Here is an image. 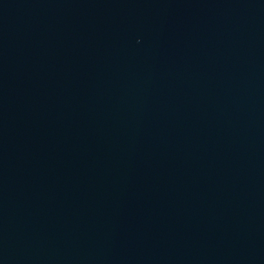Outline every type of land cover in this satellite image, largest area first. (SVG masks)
Here are the masks:
<instances>
[{
  "label": "water",
  "instance_id": "water-1",
  "mask_svg": "<svg viewBox=\"0 0 264 264\" xmlns=\"http://www.w3.org/2000/svg\"><path fill=\"white\" fill-rule=\"evenodd\" d=\"M0 264H264V0H0Z\"/></svg>",
  "mask_w": 264,
  "mask_h": 264
}]
</instances>
